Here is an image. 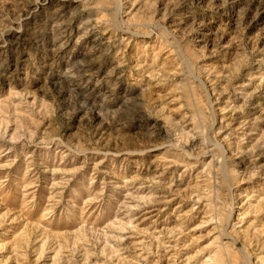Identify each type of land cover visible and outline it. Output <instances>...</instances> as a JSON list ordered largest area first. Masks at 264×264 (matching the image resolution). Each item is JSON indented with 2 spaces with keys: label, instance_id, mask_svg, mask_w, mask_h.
<instances>
[{
  "label": "rangeland",
  "instance_id": "rangeland-1",
  "mask_svg": "<svg viewBox=\"0 0 264 264\" xmlns=\"http://www.w3.org/2000/svg\"><path fill=\"white\" fill-rule=\"evenodd\" d=\"M0 264H264V0H0Z\"/></svg>",
  "mask_w": 264,
  "mask_h": 264
}]
</instances>
